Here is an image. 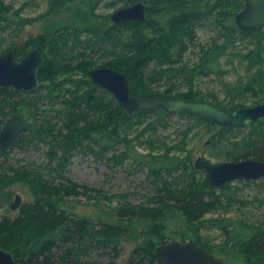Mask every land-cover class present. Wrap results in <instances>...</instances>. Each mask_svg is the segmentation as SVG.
Returning a JSON list of instances; mask_svg holds the SVG:
<instances>
[{
    "label": "trees",
    "instance_id": "trees-1",
    "mask_svg": "<svg viewBox=\"0 0 264 264\" xmlns=\"http://www.w3.org/2000/svg\"><path fill=\"white\" fill-rule=\"evenodd\" d=\"M77 1L83 5L80 7ZM101 1L50 0L48 10L38 17L47 22L44 31L20 47L13 45V49L7 47L1 52L10 50L19 59L28 47L41 51L43 62L37 71L40 81L37 89L23 92L0 87V127L5 117L22 118L28 130L20 136L17 145L37 148L40 143L45 144L49 148V161L57 162L49 168L47 177L38 171L24 169V166H3L0 163V188L20 182L28 187L32 198L20 205L15 217H1L0 248L10 252L22 264H112L96 261L91 255L95 252L109 254L110 251L116 254L122 242L131 241L134 246L125 264H161L155 256V247L176 237L184 241L192 232L198 244L212 253L216 249L224 254L225 264H264V223H251L232 216L205 217L218 208L221 200L205 177L197 181L198 171L190 162L168 164L169 160L165 159L161 166H157L148 160L146 153L135 151V155H130L128 150L122 158L128 154L127 157L137 165H148L153 178L155 191L144 203L123 200L105 207L98 203L103 195H93L86 185L82 192L94 202L78 203L93 206V213L74 211L65 203V196L74 191L75 184L67 186L56 178L63 179L62 169L73 152L85 148L102 156L106 150L120 143L127 144L126 136L119 131L120 124L132 115L147 113H128L117 100L110 96L104 99L100 95L105 90L99 89L87 75L94 62L91 58L82 59V52L78 59L73 60L75 48L70 43V35L79 39L82 32L90 33L85 46L105 52L106 57L117 56L106 60L102 66L123 72L128 85L133 83L129 86L132 95L148 98L182 96L209 101L230 110L242 106L228 107L223 100L210 101L193 95L194 79L199 73L222 75L226 72L221 66V57L226 52L223 43L213 42L203 51L200 63L192 67L181 62L175 64L177 60L168 56L173 44L183 41L187 35L192 37L191 27L209 17L213 10L227 2L242 0H126L127 5L142 1L146 8L145 17L118 23L111 22L108 17L103 20L97 18L94 10ZM8 9L4 0H0V22L5 21L6 28L12 23L24 25L30 20L17 12L5 17ZM64 12L70 14L72 22L57 21V16ZM224 29L252 37L259 31H241L234 22ZM260 56V52L256 53L257 61L261 60ZM155 60L167 61L156 69L154 75L157 79H181L188 88L178 94H172L169 88L160 93L145 90L139 93L136 88L143 86L141 78L145 68ZM60 73L66 74L62 82L56 80ZM63 82H71L73 88L66 90L68 94L58 97L53 93ZM82 85L86 88L81 91ZM55 101L60 105L57 106ZM48 103L52 106L43 107ZM148 112H158L161 116L167 114L162 109ZM179 115L212 123L189 112H180ZM220 129L233 131L226 126H220ZM248 130V133L230 141L228 157L232 160L254 158L264 161V122L251 123ZM9 151L11 149L0 152V156ZM173 171L178 175H173ZM230 183L218 188H225ZM204 227L221 231L224 241L216 244L201 241L200 230Z\"/></svg>",
    "mask_w": 264,
    "mask_h": 264
},
{
    "label": "rangeland",
    "instance_id": "rangeland-1",
    "mask_svg": "<svg viewBox=\"0 0 264 264\" xmlns=\"http://www.w3.org/2000/svg\"><path fill=\"white\" fill-rule=\"evenodd\" d=\"M49 1L4 0L9 7L5 12V17H11L17 12L30 20L24 25L12 23L8 28L3 24L5 21L0 22V53L7 47L13 49V45L20 47L32 36L44 31L47 22L44 18L38 17L48 10ZM126 2V0H102L94 10L95 15L100 20L107 17L109 19L110 13L117 7L127 5ZM77 3L80 7L83 5L80 1ZM243 5L242 0L240 2L230 1L219 6L212 11L209 17L191 27L192 37L187 35L183 37V41L173 44L168 56L177 60L175 64L181 62L190 67L200 63L203 51L213 42L223 43L226 47L225 55L221 57V66L226 72L222 75L199 73L194 79L193 95L195 98L210 101L223 100L228 107L248 106L264 101V28L257 31L253 37L238 32H227L224 29L227 24L235 23L234 14L241 10ZM57 21L72 22L67 12L58 15ZM90 37V33L84 32L81 33L79 39H74L70 35V43L75 48L72 51L73 60L80 57V52L83 53L82 59L91 58L93 60L94 64L91 67L102 66L106 60L111 58L116 59L115 55L106 57L105 52L94 49L95 47L91 44V47L85 46L84 43ZM31 48L33 47H28L26 51ZM48 50L50 51V47ZM258 52L261 55L260 61H257L256 57ZM166 62L161 63L155 60L147 65L141 78L143 86L136 88L139 93L143 90L160 93L165 88H169L172 94H178L188 88L187 83L181 79L173 81L156 78L154 75L156 69L165 65ZM65 78L66 74L60 73L57 74L56 80L62 82ZM46 83L47 81L42 82V84ZM59 84V89L53 93L58 97L68 94L66 90L73 88L71 82ZM130 85L133 83L129 82ZM85 88V85H82L79 90L82 91ZM99 89L104 88L99 87ZM100 95L104 99L110 97L115 99L107 90L105 93L100 92ZM55 102L58 103V101ZM59 105L60 103L57 104ZM51 106L50 103L43 105V107ZM236 129L226 132L220 129L219 125L195 120L186 115H179V113H167L161 116L158 112H147L142 116L132 115L125 123L120 124L119 128V131L126 136L127 144L120 143L113 149L106 150L102 156L81 148L73 152L69 161L64 165L63 179L55 178L56 181H62L67 186L75 184L74 191L64 198L67 206L73 208L74 211L86 214L94 212L93 206H83L78 203V201L87 204L94 202V199L87 198L85 192H82L85 185L89 188L88 192L93 195L100 193L103 195L98 203L99 205L104 204L105 207L109 203L114 204L123 200L144 203L155 191L153 178L150 176L148 165H137L130 157H127L128 154L122 158L125 151L129 150L130 155H135V151L146 153L148 160L157 163L155 164L157 166H161L167 159L168 164L180 165L182 162H190L193 167V161L199 155L213 163L229 161L232 160L227 155L230 154V141L249 131L248 127ZM36 147L17 145L6 155L0 156V163L3 166L7 164L16 167L24 166V169L38 171L47 177L46 173L57 160L49 161L47 145L40 143ZM197 171V181L203 180L204 173ZM173 175H178V173L173 171ZM16 193L21 195V205L32 199L28 187L20 182L2 186L0 188V219L3 216L13 218L18 214L20 206L14 210L9 208ZM214 194L219 196L221 204L213 212L207 213L205 217L232 216L251 223H264V177L257 180L232 181L225 188L215 187ZM200 238L205 243L216 244L223 242L225 236L216 228L204 227L200 230ZM175 239L180 240L179 237ZM188 239H195L192 232H189ZM133 246L134 242L124 241L117 247L116 254L112 251L109 254L95 252L91 256L92 259L102 263L125 264ZM213 251L214 254L226 259L221 252L216 249Z\"/></svg>",
    "mask_w": 264,
    "mask_h": 264
},
{
    "label": "water",
    "instance_id": "water-1",
    "mask_svg": "<svg viewBox=\"0 0 264 264\" xmlns=\"http://www.w3.org/2000/svg\"><path fill=\"white\" fill-rule=\"evenodd\" d=\"M244 6L234 14L236 26L241 31H257L264 28V0H243ZM145 4L137 1L114 9L109 19L113 23L127 20H142ZM43 62L38 48H32L17 59L12 51L0 53V87L29 92L40 85L37 71ZM88 78L98 87L107 90L128 113L148 112L162 109L168 114L189 112L219 126L230 129L245 128L257 121L264 122V101L241 106L234 110L205 100L187 99L182 96L145 97L132 95L126 76L114 68L98 66L87 72ZM28 129L27 123L18 116L8 117L0 128V152L17 146L20 136ZM193 167L202 171L211 187H220L235 180L249 181L264 177V161L254 158L220 161L213 163L204 156H197ZM21 205V195L16 193L9 208ZM161 264H225L218 256L197 243L194 239H177L161 243L154 250ZM0 264H22L12 254L0 248Z\"/></svg>",
    "mask_w": 264,
    "mask_h": 264
},
{
    "label": "bare ground",
    "instance_id": "bare-ground-1",
    "mask_svg": "<svg viewBox=\"0 0 264 264\" xmlns=\"http://www.w3.org/2000/svg\"><path fill=\"white\" fill-rule=\"evenodd\" d=\"M142 2V1H141ZM135 3V2H134ZM143 3V2H142ZM130 5V4H129ZM40 82V81H39ZM26 122V121H25ZM28 130V129H27ZM27 132V131H26ZM156 248V247H155Z\"/></svg>",
    "mask_w": 264,
    "mask_h": 264
}]
</instances>
